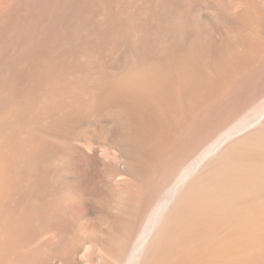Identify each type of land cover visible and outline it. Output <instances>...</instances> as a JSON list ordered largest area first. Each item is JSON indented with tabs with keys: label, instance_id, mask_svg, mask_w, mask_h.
<instances>
[{
	"label": "bare ground",
	"instance_id": "bare-ground-1",
	"mask_svg": "<svg viewBox=\"0 0 264 264\" xmlns=\"http://www.w3.org/2000/svg\"><path fill=\"white\" fill-rule=\"evenodd\" d=\"M119 47L125 70L103 76ZM92 132L110 155L97 196L55 186L50 139ZM51 252L264 264V0L0 1V264Z\"/></svg>",
	"mask_w": 264,
	"mask_h": 264
},
{
	"label": "rangeland",
	"instance_id": "rangeland-1",
	"mask_svg": "<svg viewBox=\"0 0 264 264\" xmlns=\"http://www.w3.org/2000/svg\"><path fill=\"white\" fill-rule=\"evenodd\" d=\"M0 1H3V0H0ZM104 46H105V44H104ZM77 48L78 47L75 48L76 49L75 51L79 50V48H78V50H77ZM116 52H117L116 54L119 56V58H117L118 56H116V58H117V59L115 58L116 60L112 59L110 61V60H107L106 58H104V56L102 58L103 61L101 60V58L99 59V61L101 63L99 62L98 64H102V65H98L97 64L96 68H100V69L102 68L101 71L103 70L102 74L105 77H107V76L108 77H115V76L121 74L123 70H125L124 65H125L126 58L124 59V57L126 55H128L127 51H126L125 48L119 47V48H117ZM143 52H144L145 55H146V53H148L147 50H145L144 48H136V49H134V53L135 54L133 53V57L132 58L134 60H137L136 57L139 58L141 56H144ZM134 56H135V58H134ZM104 59H105V62H104ZM111 65H112V67H111ZM114 65H115V67H114ZM88 78H90L91 81H93L92 80L93 77L88 75L86 78H84L86 82H88V80H89ZM91 81L89 80V82H91ZM92 133L91 134L82 135V136H80L79 138H76V139L72 138L68 134H67V136H63V137L61 136V139L60 138H57V139L56 138H52V139H50V142L53 145H55V147L58 150L60 149V151H64L67 154V156H66L67 157V166H63L61 168H57L53 172L54 175H52V182L54 183L55 186L59 187L61 185V183L63 181V178L65 176L74 175V177H76L77 179H80L82 181H86L88 183V185L90 186V189L88 190V192H89L88 196L89 197L92 196V195H93V197L97 196V194L99 192L98 188H100L99 171L102 168V163L100 161L101 160L108 161L109 158H110V155L102 147L101 138H99L100 135H98L96 133H93V134ZM50 181H51V179H50ZM91 189L94 192H92ZM73 211L76 212L78 210L74 209ZM70 216L71 217L68 218V219H70V221H68L69 222L68 223L69 226L71 224V221H73V219L75 218V216L73 214H70ZM58 222L59 221L55 222V226H58ZM52 224L54 225V222ZM56 230H58V229L56 228L55 231ZM55 231L52 230V231H50L48 233L47 232L43 233L44 235L42 234V236H39L34 241V243L38 244L43 239L41 242H43L44 240H47L46 242H48L49 244H51V243L52 244H56V241L54 240V236H53V234L56 233ZM51 253L52 254L49 255L50 259L48 258L47 264H60L59 260H57L59 254L58 253H54V252H51ZM53 256H55V257H53Z\"/></svg>",
	"mask_w": 264,
	"mask_h": 264
}]
</instances>
